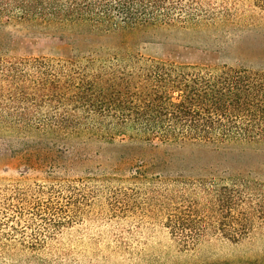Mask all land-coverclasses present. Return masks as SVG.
I'll return each mask as SVG.
<instances>
[{"label": "trees", "instance_id": "trees-1", "mask_svg": "<svg viewBox=\"0 0 264 264\" xmlns=\"http://www.w3.org/2000/svg\"><path fill=\"white\" fill-rule=\"evenodd\" d=\"M249 6L260 16L238 1L0 0V25L52 30L68 47L57 58L0 51V137L65 149L193 146V236L238 243L264 233V51L235 64L189 65L144 57L135 43L155 30L224 54L244 38L236 30L264 28V0ZM127 166L139 181L149 170L161 178L167 161L128 153L118 170Z\"/></svg>", "mask_w": 264, "mask_h": 264}, {"label": "rangeland", "instance_id": "rangeland-1", "mask_svg": "<svg viewBox=\"0 0 264 264\" xmlns=\"http://www.w3.org/2000/svg\"><path fill=\"white\" fill-rule=\"evenodd\" d=\"M238 1L260 16L252 0ZM249 8V10H248ZM236 30L239 43L227 53L215 44L159 31L135 38L140 55L178 64L237 63L264 51V28ZM239 38V37H238ZM0 51L16 57L68 54L60 33L12 21L0 25ZM128 153L167 161L162 177L149 170L130 180L118 170ZM156 172V171H155ZM180 175V177H178ZM193 146L101 143L69 149L30 138L0 137V264H256L264 260V233L233 243L221 236H193ZM185 229L171 228L176 222ZM196 241L184 249L182 242Z\"/></svg>", "mask_w": 264, "mask_h": 264}]
</instances>
